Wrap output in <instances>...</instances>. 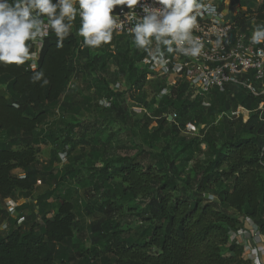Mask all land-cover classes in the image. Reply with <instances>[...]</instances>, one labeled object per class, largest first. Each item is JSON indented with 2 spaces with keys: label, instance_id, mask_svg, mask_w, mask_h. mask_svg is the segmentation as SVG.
Listing matches in <instances>:
<instances>
[{
  "label": "trees",
  "instance_id": "1",
  "mask_svg": "<svg viewBox=\"0 0 264 264\" xmlns=\"http://www.w3.org/2000/svg\"><path fill=\"white\" fill-rule=\"evenodd\" d=\"M231 5L246 8L237 17L230 15L249 39L257 26H264V0H232ZM80 23L77 16L62 49L56 48L51 31L45 38L36 63L47 85L30 83L28 62L0 64V201L29 199L37 181L57 178L53 189L16 207L15 219L1 212L7 225L5 234L0 233V264H252L236 238L254 227L264 242V95L227 85L223 92L210 93L205 108L182 79L174 78L169 95L163 96L159 93L166 84L155 80L157 95L147 101L142 87L153 80L147 81L140 62L148 53L135 46L134 37L122 35L113 38L114 53L109 44L85 47L77 35ZM112 60L128 84L117 94L107 79ZM78 68L89 72L98 98L112 99L104 112L113 114L131 138L141 137L142 145L130 140L133 155H110V140L100 143L79 130L76 116L84 106L69 88ZM255 85L263 89L264 81ZM126 100L145 109L141 124L131 122ZM238 107L243 113L230 119ZM188 124L203 126L201 137L186 140L182 132ZM157 143L162 146L154 152ZM77 144L89 150L75 157ZM41 145L59 146L68 168L55 171L51 161L39 165ZM200 153L206 158L189 168L200 177L198 194H178L176 178ZM78 159L89 170L94 194L107 191L100 204L105 218L89 226L91 246L84 251L74 241L82 215L72 191L58 193L61 183L77 177L73 164ZM127 216L139 221L137 229H123Z\"/></svg>",
  "mask_w": 264,
  "mask_h": 264
},
{
  "label": "clouds",
  "instance_id": "2",
  "mask_svg": "<svg viewBox=\"0 0 264 264\" xmlns=\"http://www.w3.org/2000/svg\"><path fill=\"white\" fill-rule=\"evenodd\" d=\"M138 4L142 17L133 11ZM153 4L161 7L150 6L148 0H0V64L21 66L33 61L30 83L47 85L45 72L37 71L33 49L43 50L50 31L55 34L56 48L62 49L77 16L81 21L77 35L84 38L85 47L110 44L113 31L124 24L118 17H123L134 21L129 31L135 46L144 49L161 67L168 63L164 50L198 57L203 43L193 31L199 27L198 17L203 19L205 13L215 12L212 5L204 0H153ZM250 39L253 44L264 42V26H257ZM60 155L63 159L64 154ZM254 264H261L260 259Z\"/></svg>",
  "mask_w": 264,
  "mask_h": 264
},
{
  "label": "built area",
  "instance_id": "3",
  "mask_svg": "<svg viewBox=\"0 0 264 264\" xmlns=\"http://www.w3.org/2000/svg\"><path fill=\"white\" fill-rule=\"evenodd\" d=\"M231 1H204L211 4L215 12L213 14L205 13L203 19L198 17L199 27L193 31V35L199 37L203 43L202 52L198 57L185 56L181 52L167 53L162 49L165 59L168 61L163 67L156 64L150 56L141 60L140 66L147 71V81L162 79L166 84L160 91V96L169 95L168 86L174 78L182 79L193 91V95L202 99V106L205 108L209 107L208 96L210 93L212 91L223 92L227 85L242 87L255 97L264 95V88L259 90L255 85L264 81V51H262L264 42L251 43L247 34L230 15L232 13V16L237 17L241 10L244 9L243 12H245L246 8L240 9L233 6ZM148 3L153 7H161L158 4H153V0H148ZM125 11L132 10L125 8ZM133 11L138 17L144 15L141 4H138ZM221 13H223L222 16ZM78 18L80 19L79 16ZM216 19H219V23L216 22ZM118 20H124V24L113 31V38L121 35L133 37L129 27L134 21L126 20L123 17H118ZM254 22L255 19L252 18L251 25ZM109 46L114 53L113 39ZM152 47L154 48L155 45ZM34 51H36L38 59L40 49L36 47ZM32 62L28 61L30 70H32L30 67ZM242 113L243 109L238 107L231 112L229 117L237 120ZM8 202L12 204L8 208L9 212H14L16 205L13 201ZM257 237H260V240H257ZM236 239L252 263L264 254V242L256 228L252 227L249 232H239Z\"/></svg>",
  "mask_w": 264,
  "mask_h": 264
},
{
  "label": "rangeland",
  "instance_id": "4",
  "mask_svg": "<svg viewBox=\"0 0 264 264\" xmlns=\"http://www.w3.org/2000/svg\"><path fill=\"white\" fill-rule=\"evenodd\" d=\"M207 1V0H204ZM241 10V12H243ZM250 16V15H248ZM139 65V64H138ZM137 65V66H138ZM109 71L107 74V79L109 81V87L114 91V93H119L122 91H125L128 87V84L124 77L121 76L118 70V65L116 61L112 60L109 66ZM156 81H148L146 82L142 87V93L144 95H148L146 98L147 101L151 99V97L154 95H157V87H155ZM70 89L75 90L74 100L77 104L84 106L82 110L77 114L76 119L79 122L80 129L79 130H87V136L86 137H93L98 138V141L100 143H103L106 139L110 140V148H109V154H127V155H133L134 152L131 150V142L130 140H134L137 145H142L140 142L141 137L135 136L134 138H131L133 134H131L127 129L124 128V126L117 120L110 116V114H107L104 112L106 109L110 108L111 100L107 99L106 97L98 98L95 94V88L93 86H90V75L89 72L85 68H78L77 73L75 76L71 79V82L69 84ZM159 93V92H158ZM88 101L89 106L85 107V102ZM125 106V111L130 114L131 116V122L141 124L143 115L145 114V109L140 107H134V103L131 100H126L123 102ZM57 118L61 117L60 113L56 114ZM64 118L67 120L69 118V115L64 114ZM172 120V119H171ZM170 120V121H171ZM152 127L155 126V124L151 125ZM150 126V127H151ZM93 129V131H97L96 134L93 135V131L89 130ZM203 129V126H193L191 124H188L186 126V130L182 132V135L186 138V140L193 139L195 137H201L200 131ZM92 145V144H90ZM144 145V144H143ZM98 147H100L99 144H97ZM160 146H162L161 143H157L154 152L160 151ZM146 145H144V148L146 149ZM142 148V147H141ZM205 147L203 146V151ZM39 153L37 156V160L39 165H45L46 163H49L50 161L53 162V169L55 171H61L64 168H68V158H66L64 154V158L61 159V151L59 150V146L57 145H51V146H43L41 145L39 147ZM83 150L88 151L89 148L87 146H84L83 144H77L76 145V151L73 152V156H78L77 154H81ZM194 161L190 164L189 167H186L183 171V174H180L179 178H176L177 184L179 187L178 194H182L183 192H186V194L190 196H196L198 193L196 192V186L198 182L200 181V177H195L190 174L189 168L192 167L195 163H198V161H202L206 158V155L204 153L195 154L194 155ZM147 162V158H142V162ZM74 167L79 170V173L77 177L69 182L67 185L65 183H61V188L59 189V194L63 195L66 188L71 189L72 191V199L74 202L77 203V209L78 212L82 215V219L79 221L78 228L80 229L78 232H75L74 235V241L76 243H80V246L82 250H87L91 246L90 244V232H89V226L91 224L103 221L105 218V213L101 210V203L106 199L107 197V191L106 190H100L99 192L95 193L93 192V187L90 183V176H89V170L86 167V165L83 163L81 159H78L74 161ZM99 166V164H97ZM183 165H179V169L182 170ZM184 169V168H183ZM188 169V170H187ZM14 173L19 176L23 177V174L19 170H15ZM55 173V172H54ZM188 174H190L188 176ZM56 179H49L46 184L41 183L39 181L36 182L33 191L30 194L29 199H19L14 202L16 205L15 207H18L19 205L23 203H31L33 200L40 194L44 193L45 191H48L50 189H53L56 184ZM51 201V200H50ZM83 204H88V209H84ZM12 204L10 202H2L0 201V233L5 234L6 232V221L4 220V216L1 214V212H9L8 208L11 207ZM8 215L15 219L17 216L16 212L10 211ZM21 221L17 222V226L20 224ZM123 229L126 230L127 227L130 226V228L137 229L140 225L139 221L136 220L134 217H125L123 219ZM102 248H98V251L101 253ZM57 264V263H56Z\"/></svg>",
  "mask_w": 264,
  "mask_h": 264
},
{
  "label": "crops",
  "instance_id": "5",
  "mask_svg": "<svg viewBox=\"0 0 264 264\" xmlns=\"http://www.w3.org/2000/svg\"><path fill=\"white\" fill-rule=\"evenodd\" d=\"M257 240H260V237H257ZM261 264H264V254L259 257ZM254 261V260H253ZM254 264V263H252Z\"/></svg>",
  "mask_w": 264,
  "mask_h": 264
},
{
  "label": "water",
  "instance_id": "6",
  "mask_svg": "<svg viewBox=\"0 0 264 264\" xmlns=\"http://www.w3.org/2000/svg\"><path fill=\"white\" fill-rule=\"evenodd\" d=\"M168 119L171 120V117H169Z\"/></svg>",
  "mask_w": 264,
  "mask_h": 264
}]
</instances>
